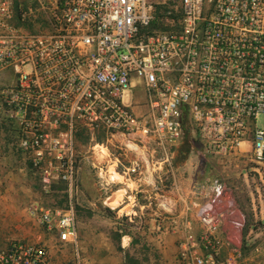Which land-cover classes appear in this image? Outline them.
Segmentation results:
<instances>
[{"label": "built area", "instance_id": "2783aa9c", "mask_svg": "<svg viewBox=\"0 0 264 264\" xmlns=\"http://www.w3.org/2000/svg\"><path fill=\"white\" fill-rule=\"evenodd\" d=\"M1 115L37 187L68 193L69 208L29 214L75 245L90 158L106 197L124 184L114 172L183 188L169 148L210 159L248 145L264 162V0H0ZM187 197L202 231L183 222L182 263L243 264L246 216L227 186L207 177ZM50 259L42 241L0 247V264Z\"/></svg>", "mask_w": 264, "mask_h": 264}, {"label": "rangeland", "instance_id": "374dc122", "mask_svg": "<svg viewBox=\"0 0 264 264\" xmlns=\"http://www.w3.org/2000/svg\"><path fill=\"white\" fill-rule=\"evenodd\" d=\"M148 1L157 2L159 0ZM138 82V79L132 80V83ZM138 92L142 96V91ZM3 118L4 115H1V146L6 150L12 148L20 163L22 158L16 148L15 128L7 122L5 127H1ZM257 123L259 127H263L264 118L258 117ZM183 150L168 149L171 153L173 152V158L170 159L173 166V177L178 182H182L186 189L191 184L207 177L218 178L220 182L224 183L246 216V226L243 230V264H264V162H258L253 158L248 145L243 151L210 159L197 155L194 150H189L186 153H183ZM129 154L133 155L132 152ZM90 161H92L91 158L85 162L82 172L84 195L77 196L74 204L75 212L82 216L83 220L89 218L90 215L89 208L85 206L87 198L105 196L98 183L96 169ZM124 162H128L126 158ZM24 172L27 187H20L16 182L12 188L9 184L6 185V182L0 183V247H6L14 240L42 241L49 247L50 264H75L74 260L77 257L75 245L49 242V237L53 234L49 233L29 214V207L37 202L46 206L69 208L67 191L60 187L53 194H44L37 187L35 176L26 170ZM168 177L170 178L169 175ZM118 178L123 182H131L124 177ZM112 197L117 202L116 205H119V201L123 198V191L115 192ZM127 209L129 210V208ZM40 233L43 236L37 238Z\"/></svg>", "mask_w": 264, "mask_h": 264}, {"label": "crops", "instance_id": "0c3cea01", "mask_svg": "<svg viewBox=\"0 0 264 264\" xmlns=\"http://www.w3.org/2000/svg\"><path fill=\"white\" fill-rule=\"evenodd\" d=\"M146 165L153 167L150 161ZM161 173L168 178L165 171ZM145 175L151 181L158 174L150 171ZM25 176L16 152L12 148L3 149L0 143V183L6 182L11 188L14 182L27 187ZM145 177L119 185L113 194L123 191V198L115 207L107 202L113 194L87 198L89 218L83 220L76 213L78 241L74 263L78 260L81 264H183L180 259L183 222L189 220L196 232L202 231L193 216L188 189H170L160 182L153 186ZM42 236L40 233L37 238ZM49 242L56 244L58 237L51 235Z\"/></svg>", "mask_w": 264, "mask_h": 264}, {"label": "bare ground", "instance_id": "6f19581e", "mask_svg": "<svg viewBox=\"0 0 264 264\" xmlns=\"http://www.w3.org/2000/svg\"><path fill=\"white\" fill-rule=\"evenodd\" d=\"M114 174H115V175H113L114 177H117V178L120 177V176L118 175V173L114 172ZM119 179H120V178H119ZM107 202H108L110 205L114 206V207L117 206V205H116L117 202L114 201V198H113V197H111L110 199H108Z\"/></svg>", "mask_w": 264, "mask_h": 264}, {"label": "trees", "instance_id": "16d2710c", "mask_svg": "<svg viewBox=\"0 0 264 264\" xmlns=\"http://www.w3.org/2000/svg\"><path fill=\"white\" fill-rule=\"evenodd\" d=\"M5 127L6 126V123L5 122H2V124H1V127Z\"/></svg>", "mask_w": 264, "mask_h": 264}]
</instances>
